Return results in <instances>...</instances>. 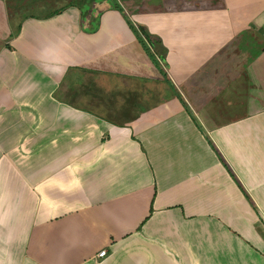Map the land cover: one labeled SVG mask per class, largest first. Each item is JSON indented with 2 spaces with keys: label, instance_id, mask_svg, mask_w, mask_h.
<instances>
[{
  "label": "crops",
  "instance_id": "crops-1",
  "mask_svg": "<svg viewBox=\"0 0 264 264\" xmlns=\"http://www.w3.org/2000/svg\"><path fill=\"white\" fill-rule=\"evenodd\" d=\"M77 1L0 0V264H264V0L166 64Z\"/></svg>",
  "mask_w": 264,
  "mask_h": 264
},
{
  "label": "rangeland",
  "instance_id": "rangeland-1",
  "mask_svg": "<svg viewBox=\"0 0 264 264\" xmlns=\"http://www.w3.org/2000/svg\"><path fill=\"white\" fill-rule=\"evenodd\" d=\"M98 2V1H97ZM71 3L68 2L63 5L70 6ZM110 5L107 0H100V4L98 3L89 6L78 5L82 7V10L85 11V16L83 17L84 26L86 28H96L97 22L98 29L94 31L93 39L99 43L107 42L110 35L115 40H123V38H130L131 41L137 44V39L133 35L132 31L127 27L125 21L119 12L114 9L109 11H105L102 16L99 12L101 9L99 7H103L106 5ZM125 5L129 7L128 11H125V15L133 22L137 23L139 20L141 22L153 24L152 31H156L157 34L164 37L165 32L171 30L172 27H178L180 33L179 40L177 41L174 47L182 46L184 51L188 50V42L187 38L190 36V32H194L198 27H203L204 19L199 17V13L204 10H209V7L219 5L218 0H127ZM51 8L55 7L54 4H51ZM106 8V7H105ZM212 9V8H211ZM79 10V9H78ZM80 11V10H79ZM133 11V12H132ZM132 12V13H131ZM139 13V14H138ZM134 14H138L134 16ZM202 15V14H200ZM208 22V21H207ZM110 34V35H109ZM192 36V35H191ZM190 36V37H191ZM166 37V36H165ZM138 45V44H137ZM138 48V47H136ZM139 49V48H138ZM57 69V68H56ZM53 77L51 78L55 81L58 76L53 73ZM57 84L55 89L60 86L59 81H55ZM73 83H69L70 86ZM54 85V84H52ZM63 89V86L61 87ZM76 89V88H75ZM70 91H73L70 89ZM65 95V93H64ZM55 99V98H54ZM48 101V99H46ZM56 100V99H55Z\"/></svg>",
  "mask_w": 264,
  "mask_h": 264
},
{
  "label": "trees",
  "instance_id": "trees-1",
  "mask_svg": "<svg viewBox=\"0 0 264 264\" xmlns=\"http://www.w3.org/2000/svg\"><path fill=\"white\" fill-rule=\"evenodd\" d=\"M107 1L110 3V5L108 4L106 6L99 7V9H101L100 12L98 13L99 16L100 14L102 16V14L105 11H109L111 9H114L117 12H119L123 20L125 21L127 27L132 31L133 35L136 37L137 41L140 43L142 48L148 54L150 59H152L154 63L156 64H159V61L163 62V64H166L165 58H166V53L168 49L165 46L164 41L161 38V36H159L156 31L154 30L152 31L153 29L152 28L153 24H151L152 22L143 23L139 20L137 23H133L128 18V16L125 15V11H128L129 9V7L125 5V2L127 0H107ZM97 3L99 6L100 0H78L75 3H71L70 6H77V8L80 10V18L82 21L83 17L85 16V11H83L82 7L78 5H84L86 7V6H89L90 4L95 5ZM137 15L134 14V16H137ZM98 24L99 22H97V27L93 28L94 29L93 32L99 28Z\"/></svg>",
  "mask_w": 264,
  "mask_h": 264
},
{
  "label": "built area",
  "instance_id": "built-area-1",
  "mask_svg": "<svg viewBox=\"0 0 264 264\" xmlns=\"http://www.w3.org/2000/svg\"><path fill=\"white\" fill-rule=\"evenodd\" d=\"M104 254H105V250H101V251L98 252L97 255H98V256H102V255H104Z\"/></svg>",
  "mask_w": 264,
  "mask_h": 264
}]
</instances>
